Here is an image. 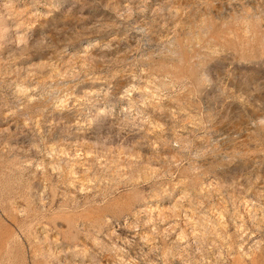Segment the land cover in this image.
I'll list each match as a JSON object with an SVG mask.
<instances>
[{
	"label": "rangeland",
	"instance_id": "rangeland-1",
	"mask_svg": "<svg viewBox=\"0 0 264 264\" xmlns=\"http://www.w3.org/2000/svg\"><path fill=\"white\" fill-rule=\"evenodd\" d=\"M0 264H264V0H0Z\"/></svg>",
	"mask_w": 264,
	"mask_h": 264
}]
</instances>
